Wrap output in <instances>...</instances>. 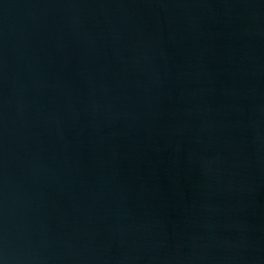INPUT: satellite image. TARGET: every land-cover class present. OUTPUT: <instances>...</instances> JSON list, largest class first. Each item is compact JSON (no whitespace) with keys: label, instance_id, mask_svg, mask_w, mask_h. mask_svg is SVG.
I'll list each match as a JSON object with an SVG mask.
<instances>
[{"label":"water","instance_id":"95a60500","mask_svg":"<svg viewBox=\"0 0 264 264\" xmlns=\"http://www.w3.org/2000/svg\"><path fill=\"white\" fill-rule=\"evenodd\" d=\"M0 264H264V0H0Z\"/></svg>","mask_w":264,"mask_h":264}]
</instances>
